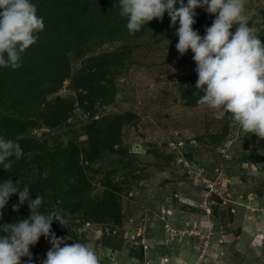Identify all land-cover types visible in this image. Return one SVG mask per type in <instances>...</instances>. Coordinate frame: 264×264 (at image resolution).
Wrapping results in <instances>:
<instances>
[{
	"label": "rangeland",
	"instance_id": "rangeland-1",
	"mask_svg": "<svg viewBox=\"0 0 264 264\" xmlns=\"http://www.w3.org/2000/svg\"><path fill=\"white\" fill-rule=\"evenodd\" d=\"M31 2L45 28L11 69L35 72L0 87V136L24 154L0 182L62 211L57 237L89 244L101 264H264V140L197 104L194 54L177 51L167 12L129 34L118 0ZM196 12L204 36L215 16ZM243 14L264 43V0ZM17 203L0 226L30 216ZM50 248L41 236L34 264Z\"/></svg>",
	"mask_w": 264,
	"mask_h": 264
},
{
	"label": "clouds",
	"instance_id": "clouds-1",
	"mask_svg": "<svg viewBox=\"0 0 264 264\" xmlns=\"http://www.w3.org/2000/svg\"><path fill=\"white\" fill-rule=\"evenodd\" d=\"M120 16L127 19L129 34L140 31L154 19L163 20L165 12L171 27L176 29L181 56L192 51L198 74L195 95L197 104L230 114V120L246 134H254L264 140V43L257 35L253 23L249 26L243 14L245 0H118ZM177 5H179L177 7ZM203 8L215 19L201 36L194 30L196 9ZM177 23L179 27L176 28ZM237 25L235 32L231 29ZM45 28L37 6L31 0H0V67H21V58L38 40V33ZM21 145L0 136V168L9 171L14 160L23 156ZM264 155V150H261ZM13 194L19 195V203L12 209L19 212L27 203L30 216L17 222L0 226V264H34L31 246L41 236L48 239L51 248L42 264H101L96 250L87 243H68L72 236L57 237L53 222L68 228V220L60 210L47 214L40 211L44 197L32 199L28 186L20 187L11 177L0 182V210ZM3 213L0 212V219ZM69 229V228H68Z\"/></svg>",
	"mask_w": 264,
	"mask_h": 264
},
{
	"label": "trees",
	"instance_id": "trees-1",
	"mask_svg": "<svg viewBox=\"0 0 264 264\" xmlns=\"http://www.w3.org/2000/svg\"><path fill=\"white\" fill-rule=\"evenodd\" d=\"M24 60L27 61L28 57H26ZM29 66L30 65L27 64V66H26L27 69L24 71H21L20 77L16 76V74L13 73V70L10 67L9 68L0 67V87L5 86V85L6 86L11 85L12 89H14V87L17 89L18 87L20 88L19 85L24 86V82L26 81V76H29V73L35 72L33 69L28 70ZM20 80H21V82H20ZM17 81H19L20 83L18 84ZM20 95H19V97L21 99H24V97L22 95L21 96Z\"/></svg>",
	"mask_w": 264,
	"mask_h": 264
}]
</instances>
